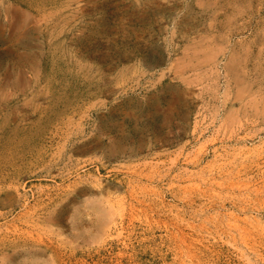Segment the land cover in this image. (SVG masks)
<instances>
[{
	"label": "rangeland",
	"instance_id": "374dc122",
	"mask_svg": "<svg viewBox=\"0 0 264 264\" xmlns=\"http://www.w3.org/2000/svg\"><path fill=\"white\" fill-rule=\"evenodd\" d=\"M0 264H264V0H0Z\"/></svg>",
	"mask_w": 264,
	"mask_h": 264
},
{
	"label": "bare ground",
	"instance_id": "6f19581e",
	"mask_svg": "<svg viewBox=\"0 0 264 264\" xmlns=\"http://www.w3.org/2000/svg\"><path fill=\"white\" fill-rule=\"evenodd\" d=\"M14 33V32H13ZM15 39L12 37V36H10L9 37V39H8V41H14ZM25 40V39H24ZM20 47V46H19ZM9 53V52H8ZM23 57H25L26 58V56H22V55H17L16 54V58H17V60H21ZM24 64V63H23ZM63 70V69H62ZM22 81H24L23 83H21V84H19V82H16V86H17V91H19V93H23L24 92V89H26L27 87H28V80L27 79H25V78H23L22 80H21V82ZM52 81V80H51ZM42 84H43V82H42ZM16 90V89H15ZM12 93V92H11ZM14 94V93H13ZM17 98V97H16ZM14 103V102H13ZM69 110V109H68ZM2 115V114H1ZM6 117V116H5ZM45 118V117H44ZM43 122V121H42ZM38 135H40L39 133H38Z\"/></svg>",
	"mask_w": 264,
	"mask_h": 264
}]
</instances>
